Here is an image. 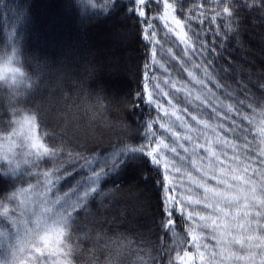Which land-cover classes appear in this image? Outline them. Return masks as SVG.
Returning a JSON list of instances; mask_svg holds the SVG:
<instances>
[{
	"label": "snow or ice",
	"instance_id": "6c2138e0",
	"mask_svg": "<svg viewBox=\"0 0 264 264\" xmlns=\"http://www.w3.org/2000/svg\"><path fill=\"white\" fill-rule=\"evenodd\" d=\"M75 3L81 23L116 15L132 22L129 32L144 49L137 89L100 85L96 107L105 109L103 92L118 112L137 119L106 121L121 136L110 151L63 136L50 143L56 134H41L38 109L14 106L27 105L39 83L23 100L13 91L0 132V264H76L85 255L87 264H264V55L257 66L241 39L246 16L264 33V0ZM64 8L74 11L73 0ZM0 9L15 18L0 80L18 85V65L35 59L18 31L27 8L0 0ZM128 168L147 172L157 187L156 232L113 240L102 229L83 231L82 221L98 222L100 209L115 202L114 177ZM98 252L107 253L103 261Z\"/></svg>",
	"mask_w": 264,
	"mask_h": 264
},
{
	"label": "trees",
	"instance_id": "16d2710c",
	"mask_svg": "<svg viewBox=\"0 0 264 264\" xmlns=\"http://www.w3.org/2000/svg\"><path fill=\"white\" fill-rule=\"evenodd\" d=\"M187 2L191 3L192 0H187ZM65 3L66 0H5L6 5L27 8V19L22 26H18V31H23L24 34V51L35 58L26 64L40 87L31 93L26 106L38 109L42 122L41 134H56V139L50 140V143H58L61 136L71 140L73 144L82 143L89 139L80 136V134L85 133L87 129L89 132L98 129L104 132L98 133L97 138L89 141L101 152L110 151L113 146L120 144L121 136L108 127L106 121L115 122L124 116L134 125L137 117L118 112L109 103V99L103 92L100 95L105 109L98 110L96 93L99 91L100 85L106 89L118 88L122 92L134 93L138 84L137 69H142L144 63V49L141 42L137 40L134 30L129 32L131 21H125L116 15L107 19L100 18L99 22L93 20L81 23L84 17L75 0H73L75 10L71 12L64 8ZM122 3L126 4L127 0H122ZM14 21L15 18L10 11L0 9V49L4 47L7 38L6 29L11 30ZM107 27L121 28L127 35L126 51H128L129 61L133 65V74L130 78H123L122 82L114 76L116 71L109 69V72H102V54L96 55V48H104L106 45L104 40L98 38L97 31L102 33L106 31ZM205 27L207 28L208 25L205 24ZM262 35L264 33H262L259 21L253 23L251 17H244L241 34L243 49L245 53L251 54L249 59L255 57L257 66H259L261 56L264 55L261 53V44L264 43ZM211 38L209 33V39ZM231 51L230 47L229 52ZM118 55L120 56V54ZM225 56L228 57L227 52ZM228 58L243 60L245 57L240 52H235ZM45 61H48L50 66L45 67ZM57 61H62V63H57ZM92 66L96 67V71L90 75ZM228 83H233L231 78L228 79ZM233 86L237 87L235 84ZM6 111V103L0 100V132H3L7 127ZM73 126L78 130V133L71 132ZM17 151L19 152V149ZM25 168L26 166L22 164L21 171L23 172ZM147 175V172L141 173L133 168H128L119 176L114 177L120 186L115 202L105 209H100L101 216L98 222L82 221L83 231H89L90 228L102 229L113 240L129 236L130 232L138 235L143 234L146 237L149 235V230L155 233L156 228L153 222L158 223L159 220L158 192L153 180H145ZM133 180H136L139 186L149 188L151 202L146 209H141L140 213L133 212V215L130 216L124 206L131 203L124 193L131 186ZM32 182L35 183V180ZM2 187H4V180L0 178V188ZM118 216H123V220H119ZM0 223H2V218H0ZM149 238L153 242L156 241V235H151ZM84 247L91 248L92 245L85 244ZM133 247L135 248L136 245ZM106 255V252H98L97 258L103 261ZM88 258L87 255L78 257L76 264H87ZM127 259L131 260L132 257Z\"/></svg>",
	"mask_w": 264,
	"mask_h": 264
},
{
	"label": "rangeland",
	"instance_id": "374dc122",
	"mask_svg": "<svg viewBox=\"0 0 264 264\" xmlns=\"http://www.w3.org/2000/svg\"><path fill=\"white\" fill-rule=\"evenodd\" d=\"M97 33L98 38L102 41L104 40V42L106 43V45H104V48H96V55L102 54V72H109V69L111 71H116V74L114 76L118 77L117 79L118 81L121 80L120 82H122L123 78H130L133 74V65L129 61V53L128 51H126L127 35L124 34L121 28L116 27H107L106 31H103L102 33L100 31H97ZM114 54H116V56H114ZM118 54H120V56ZM68 129V131H70V128ZM96 131L89 132V130L87 129V131H85V133H83L82 135L80 134V136L86 137L89 140H93L98 137V133L101 134L104 132L98 129ZM71 132L78 133V130L75 128V126H73ZM149 191L150 190L148 187L139 186L136 180H133L131 182V186H129L124 193L125 196L129 198V203L131 204H128L127 206L122 205L126 207L128 215L132 216L133 212L140 213L141 209L147 208L149 202H151V195H149ZM118 218L121 221L123 220V216H118Z\"/></svg>",
	"mask_w": 264,
	"mask_h": 264
},
{
	"label": "clouds",
	"instance_id": "9594fccd",
	"mask_svg": "<svg viewBox=\"0 0 264 264\" xmlns=\"http://www.w3.org/2000/svg\"><path fill=\"white\" fill-rule=\"evenodd\" d=\"M0 56H4V50L0 49ZM21 67V70L24 72V76L21 80V82L18 85H11L8 82V80H0V100H3L6 105L9 102V98L12 95L13 91L18 93L19 95L17 96V99L23 100L29 95L30 92V85L34 84V74L29 71L27 64H21L18 65ZM17 108H25L27 110L26 105H20L16 104L14 105Z\"/></svg>",
	"mask_w": 264,
	"mask_h": 264
},
{
	"label": "bare ground",
	"instance_id": "6f19581e",
	"mask_svg": "<svg viewBox=\"0 0 264 264\" xmlns=\"http://www.w3.org/2000/svg\"><path fill=\"white\" fill-rule=\"evenodd\" d=\"M107 42V41H106ZM106 44V43H105Z\"/></svg>",
	"mask_w": 264,
	"mask_h": 264
}]
</instances>
